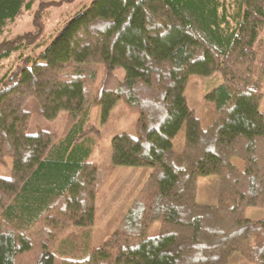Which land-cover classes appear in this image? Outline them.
<instances>
[{
    "label": "trees",
    "instance_id": "trees-1",
    "mask_svg": "<svg viewBox=\"0 0 264 264\" xmlns=\"http://www.w3.org/2000/svg\"><path fill=\"white\" fill-rule=\"evenodd\" d=\"M69 1L0 0V35L23 8L32 24L0 39V161L12 159L0 176V264H264V214H244L264 211V0H92L37 52L46 10ZM216 71L222 81L205 94L216 115L203 126L184 90L190 75ZM29 97L47 120L67 112L62 136L27 133ZM119 101L139 113L136 136H112L111 165L100 166L90 110L104 122ZM120 165L152 169L93 246L96 195ZM211 175L217 203L200 204L198 177Z\"/></svg>",
    "mask_w": 264,
    "mask_h": 264
},
{
    "label": "rangeland",
    "instance_id": "rangeland-1",
    "mask_svg": "<svg viewBox=\"0 0 264 264\" xmlns=\"http://www.w3.org/2000/svg\"><path fill=\"white\" fill-rule=\"evenodd\" d=\"M92 0H73L65 2L60 6H52L46 10L45 16V34L47 42L41 46V51L48 45L56 33L65 22H67L79 10H82L90 4ZM32 29L31 13L23 8L22 13L12 22L7 24L0 39L10 37L17 33ZM256 47L259 51L258 62L264 64V29L256 40ZM16 53H13L8 59L3 60L4 66L9 67L15 63ZM116 75L122 79L124 69L119 68L115 71ZM102 74L99 70L98 79ZM222 81V75L216 71L210 75L192 74L189 76L184 94L188 105L194 110L195 115L200 119L201 124L206 126L215 118L216 111L212 104L206 102L205 94L211 88L217 86ZM98 82V80H97ZM26 109L30 112V122L26 129L27 133L33 134L39 130H47L62 136L67 121V112L60 111L53 120L43 118L38 112V104L34 97H29L26 101ZM124 110L122 117L117 116L118 110ZM259 110L264 113V94L259 102ZM139 113L128 109L122 101L112 109L106 121L101 120V113L98 106L90 110L89 122L99 130V145L95 148L93 156L95 162L100 166L111 165V138L118 133H127L136 136V122ZM182 128L173 138V148L178 154L183 147ZM233 163L242 167V161L239 158H233ZM178 164V160L175 161ZM12 159L4 158L0 161V176H9L11 174ZM151 166H115L110 180L97 193L94 205V224L92 227V245L97 246L102 243L114 230L120 216L125 211L128 203L141 186L145 178L150 173ZM216 176H199L197 181L196 201L200 204L214 205L217 203L215 190ZM246 217L258 220L263 217L262 208L249 206L245 209ZM159 231V222L155 221L149 227L147 234L155 236ZM262 243L260 231H255L252 244Z\"/></svg>",
    "mask_w": 264,
    "mask_h": 264
}]
</instances>
